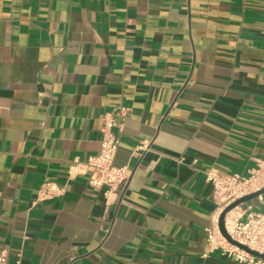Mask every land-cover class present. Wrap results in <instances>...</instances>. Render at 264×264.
<instances>
[{"label": "crops", "instance_id": "1", "mask_svg": "<svg viewBox=\"0 0 264 264\" xmlns=\"http://www.w3.org/2000/svg\"><path fill=\"white\" fill-rule=\"evenodd\" d=\"M119 107L128 177L107 201L76 163ZM263 152L264 0H0L9 264H239L204 250L205 172L246 175ZM45 181L60 194L39 196Z\"/></svg>", "mask_w": 264, "mask_h": 264}, {"label": "built area", "instance_id": "2", "mask_svg": "<svg viewBox=\"0 0 264 264\" xmlns=\"http://www.w3.org/2000/svg\"><path fill=\"white\" fill-rule=\"evenodd\" d=\"M125 116L126 109L123 107H119L115 113H105L102 118L101 138L97 152L76 163V172L86 175L90 186L105 189L104 195L107 201L113 199L116 190L126 182L128 177L127 166L117 167L113 164L119 145L115 129L120 128ZM117 118H120L121 122H118ZM146 149L147 145L142 144L136 147L134 152ZM205 179L212 184L219 215L236 199L264 187V152L262 157L256 161V166L248 169L246 175L225 174L215 168H210L205 172ZM38 193L42 198H51L60 194V189L54 183L45 181ZM256 199L264 202V192ZM239 207L240 205L234 207L225 215L226 232L233 240L264 255V212L252 211L251 205H247L244 210H239ZM218 215L205 229L207 233L205 252L218 250L221 255L232 258L239 264H264L263 259L241 250L220 234L217 227ZM0 264H9L5 252L0 254Z\"/></svg>", "mask_w": 264, "mask_h": 264}, {"label": "water", "instance_id": "3", "mask_svg": "<svg viewBox=\"0 0 264 264\" xmlns=\"http://www.w3.org/2000/svg\"><path fill=\"white\" fill-rule=\"evenodd\" d=\"M264 192V187L256 192H252V193H249L247 195H244L238 199H236L235 201H233L232 203H230L229 205H227L218 215V219H217V227H218V230L220 232V234L231 244L237 246L238 248H240L241 250H244L245 252L251 254V255H254L258 258H261L264 260V255L258 253L257 251H254V250H251L249 249L247 246L233 240L229 235L228 233L226 232L225 230V227H224V218H225V215L231 211L234 207L236 206H239L245 202H248L250 200H253L255 199L259 194H262Z\"/></svg>", "mask_w": 264, "mask_h": 264}, {"label": "rangeland", "instance_id": "4", "mask_svg": "<svg viewBox=\"0 0 264 264\" xmlns=\"http://www.w3.org/2000/svg\"><path fill=\"white\" fill-rule=\"evenodd\" d=\"M256 199V198H255ZM255 199H253V200H255Z\"/></svg>", "mask_w": 264, "mask_h": 264}, {"label": "bare ground", "instance_id": "5", "mask_svg": "<svg viewBox=\"0 0 264 264\" xmlns=\"http://www.w3.org/2000/svg\"><path fill=\"white\" fill-rule=\"evenodd\" d=\"M232 213V212H231Z\"/></svg>", "mask_w": 264, "mask_h": 264}]
</instances>
